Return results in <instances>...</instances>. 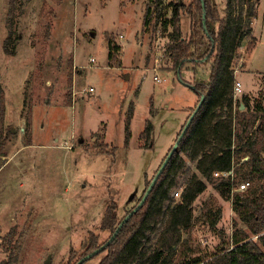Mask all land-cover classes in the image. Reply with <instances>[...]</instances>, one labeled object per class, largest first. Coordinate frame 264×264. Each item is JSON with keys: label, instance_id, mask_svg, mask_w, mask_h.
<instances>
[{"label": "rangeland", "instance_id": "rangeland-1", "mask_svg": "<svg viewBox=\"0 0 264 264\" xmlns=\"http://www.w3.org/2000/svg\"><path fill=\"white\" fill-rule=\"evenodd\" d=\"M213 3L223 15L224 0ZM145 5L146 0H0V82L5 125L15 132L0 148V262L6 257L2 236L12 230V264H45L47 257L49 264H75L91 233L99 241L108 237L100 230L107 205H115L121 217L140 196L145 174L152 175L174 144L197 100L182 79L206 80L209 64H187L177 73L165 52L168 37L160 19L142 25ZM255 9L254 38L242 41L233 60L234 80L242 88L236 101L247 94L251 106L258 100L264 105V0ZM180 22L187 36V12ZM9 26L11 54L3 50ZM105 34L121 47L111 62ZM147 119L151 143L139 139ZM178 154L184 165L177 185L185 186L193 174L203 178L194 161L182 150ZM193 215L182 239L207 253L220 246L216 229L228 238L237 220L230 199L210 181L193 202ZM167 218L151 234L152 248ZM238 226L245 227L241 221ZM103 255L83 264H99Z\"/></svg>", "mask_w": 264, "mask_h": 264}, {"label": "trees", "instance_id": "trees-1", "mask_svg": "<svg viewBox=\"0 0 264 264\" xmlns=\"http://www.w3.org/2000/svg\"><path fill=\"white\" fill-rule=\"evenodd\" d=\"M163 1L146 0L142 18L144 29L154 17L160 19L161 27L167 31L168 37L165 52L177 73L187 64L193 68L197 64H209L206 80L186 82L182 79L196 93L197 100L177 137L196 109L201 95L204 98L142 206L123 223L115 238L92 257L104 253L99 264H174V261L175 264H264V105L263 101L258 100L251 106L247 94L238 102L233 97V60L242 41L254 38L252 24L257 0H224L223 15L213 0H203L204 8L201 0H189V3L173 0L167 4ZM168 9L171 13L169 17L166 16ZM183 12H187L190 18L187 36L181 30ZM168 28L171 30L168 31ZM105 38L111 62L121 47L111 35L105 34ZM11 41L12 29L9 26L3 41V50L7 54L12 53L9 49ZM261 79L264 82V74ZM260 95L264 98L263 91ZM5 112V94L0 82V148L15 137L13 129L5 125ZM131 117L132 110L128 118ZM152 131L151 121L145 120L139 139L151 143ZM179 150L195 162V169L203 178L193 174L185 185L182 201L171 204V190L177 186L176 180L184 165ZM158 168L150 177L145 174L140 196L136 200L135 194L130 196L129 201L135 202L121 217L116 214L115 205H107L101 217L100 230L109 235L99 241L98 235L91 233L82 243L84 255L109 239L120 221L140 201ZM228 170L233 171V179L213 176L214 171ZM241 180H248L249 186L243 191L234 190L235 184ZM209 181L222 197L230 199L231 209L237 218L233 221L234 229L228 238H224L222 229H216L220 246L211 253L198 247L193 250L182 239L183 230L193 220V202ZM166 215L168 218L160 231V237L152 248L151 234L158 230ZM240 221L244 223V228L238 226ZM215 222L214 217L210 225L214 227ZM255 235L258 236L252 239ZM12 236V230L2 236L1 244L6 257L0 264H12L8 246Z\"/></svg>", "mask_w": 264, "mask_h": 264}, {"label": "water", "instance_id": "water-1", "mask_svg": "<svg viewBox=\"0 0 264 264\" xmlns=\"http://www.w3.org/2000/svg\"><path fill=\"white\" fill-rule=\"evenodd\" d=\"M201 5L202 8H204V2L203 0H201ZM202 20L203 23L205 22V13L203 12L202 14ZM204 96L201 95L200 100L197 104L196 109L194 110V112L189 116L188 120L186 121L182 131L180 132L179 136L177 137L176 141L174 142V144L172 145V147L170 148L169 152L167 153L166 157L164 158V160L162 161V163L160 164L158 170L156 171V173L154 174L153 178L151 179L149 185L147 186L143 196L141 197L140 201L136 204V206L127 214L125 215V217L120 221L119 225L116 227V229L114 230V232L112 233V235L109 237V239L100 247L92 250L90 253H87L86 255L82 256L75 264H82L84 261H86L87 259L91 258L93 255L99 253L101 250L104 249V247L109 244L116 236V234L118 233L119 229L121 228V226L123 225V223L125 221H127L129 219V217L136 212L143 204V202L145 201L146 197L148 196L149 192L151 191L152 187L154 186V184L156 183L160 173L162 172V170L164 169V167L166 166L167 162L169 161V159L171 158L172 154L174 153V151L177 149L178 144L182 138V136L184 135L185 131L187 130L195 112L197 111V109L199 108V106L201 105L202 101H203ZM242 108V105H241ZM45 264H49V257H47V259L45 260Z\"/></svg>", "mask_w": 264, "mask_h": 264}, {"label": "built area", "instance_id": "built-area-1", "mask_svg": "<svg viewBox=\"0 0 264 264\" xmlns=\"http://www.w3.org/2000/svg\"><path fill=\"white\" fill-rule=\"evenodd\" d=\"M91 60H93V58H91ZM235 72V71H234ZM153 79L156 82H161L162 79H160L158 76H153ZM89 90H92V88L90 87ZM242 94V88H241V83L237 80H234V84H233V97H234V101H236V97ZM247 157H245L244 159H246ZM213 176L214 177H224V178H231L233 179V171L232 170H228V171H214L213 172ZM249 186V181L248 180H241L240 182H237L235 184V187L233 188L234 190L237 191H243L245 190L247 187ZM185 186H183V184H178L176 187H174V189L171 192V198L172 200H174L176 203H179L182 201V195L184 192ZM258 235L252 236L251 238L254 239L256 238Z\"/></svg>", "mask_w": 264, "mask_h": 264}, {"label": "crops", "instance_id": "crops-1", "mask_svg": "<svg viewBox=\"0 0 264 264\" xmlns=\"http://www.w3.org/2000/svg\"><path fill=\"white\" fill-rule=\"evenodd\" d=\"M240 50H241V47H240Z\"/></svg>", "mask_w": 264, "mask_h": 264}]
</instances>
